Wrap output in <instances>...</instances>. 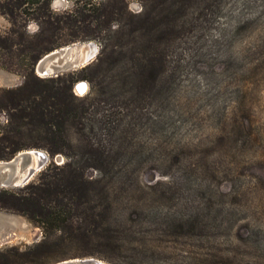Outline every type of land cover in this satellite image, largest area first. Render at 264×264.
Instances as JSON below:
<instances>
[{"label": "rangeland", "instance_id": "1", "mask_svg": "<svg viewBox=\"0 0 264 264\" xmlns=\"http://www.w3.org/2000/svg\"><path fill=\"white\" fill-rule=\"evenodd\" d=\"M62 4L61 0L54 5ZM130 9L135 13L143 10L138 1ZM9 28L8 18L0 13V34L5 35ZM28 31L36 32V24L31 23ZM171 40L163 68L155 58L159 69L155 88L147 87L136 102L130 88L123 90L120 85L115 88L113 84L104 96L91 94L93 85L82 78L81 68L59 74H74L75 96L90 97L94 101L90 114L106 117L95 131L93 147L75 129L71 131L73 143L60 145L64 154L52 157L46 150L52 143L43 142L46 147L41 151L50 157L46 168L77 158L87 179L96 180L101 174L86 156L91 149L140 156L130 168L139 180L130 182L128 200L140 203L143 209L134 216L130 210L125 212L131 231L122 225L121 215L111 214L113 229L124 237L123 253L112 263L98 258L108 264H264V0H173ZM43 58L34 66L35 75L55 77L37 71ZM28 62L20 53L11 57L0 48L1 122L7 119L1 91L26 81L32 71ZM144 63L149 70L151 62ZM100 80L105 77L100 75ZM107 82H111L109 76ZM224 112L227 119L222 120L228 126L234 118L237 126L246 124L250 142L243 137L239 146L235 140L233 146L220 147L218 115ZM117 119L123 121L127 133L132 131L124 134L128 142L113 139L111 128ZM229 136L230 143L234 142ZM190 164L200 168L204 190L209 191L206 199L193 198L183 180V171ZM125 203L128 208V201ZM1 213L12 217L13 236L4 247L25 248L42 241L43 230L38 225L16 214ZM64 250L71 255L85 252L68 245ZM99 252L104 255L103 248ZM77 259L82 258L65 261Z\"/></svg>", "mask_w": 264, "mask_h": 264}, {"label": "trees", "instance_id": "2", "mask_svg": "<svg viewBox=\"0 0 264 264\" xmlns=\"http://www.w3.org/2000/svg\"><path fill=\"white\" fill-rule=\"evenodd\" d=\"M56 1L61 0H0V13L10 23L7 33L0 34V48L11 57L17 53L27 57L32 67L21 86L1 91L5 95L1 98L2 111L7 119L0 121V161H9L23 151L43 150L47 142L53 145L46 148L52 157L64 154L60 145L73 143L72 129L89 147L94 146L91 141L106 116L93 117L90 110L94 105L90 102L94 101L75 96L74 74L37 77L34 66L45 55L78 43H98L102 48L98 59L79 71L93 85L91 94L104 96L113 84L115 88L120 85L123 90L130 88L136 102L148 91L147 87L155 88L159 75L155 58L162 65L166 51L172 47L173 0H62L64 4L58 7L54 5ZM133 1L142 4V12L130 9ZM31 23L37 26L34 33L28 31ZM145 61L151 62L149 70ZM100 75L105 80H100ZM107 76L111 82H107ZM223 118L227 119L226 113L218 115L221 148L235 145V140L239 146L243 137L250 142L246 124L237 126L234 118L228 126ZM114 123L113 139L128 142L127 135L132 131L123 129L122 120ZM229 135L234 142L230 143ZM111 151L99 147L86 153L97 165L94 168L101 174L99 179H87L75 158L63 166L51 163L22 188L0 189V212L25 217L43 230L39 243L0 249V264H56L72 258H99L112 263L123 253L124 236L113 229L110 216L117 212L129 230L125 212L130 210L134 216L142 211L140 203L128 200L130 182L139 180L130 168L140 156L137 152L125 153L126 157ZM199 169L190 164L183 171V180L193 198L206 199L209 191L204 190ZM67 245L85 252L65 254ZM102 248L104 255L99 252Z\"/></svg>", "mask_w": 264, "mask_h": 264}, {"label": "water", "instance_id": "3", "mask_svg": "<svg viewBox=\"0 0 264 264\" xmlns=\"http://www.w3.org/2000/svg\"><path fill=\"white\" fill-rule=\"evenodd\" d=\"M100 46L94 42L80 43L56 50L46 55L37 65V71L45 76L58 77L69 69H83L94 63L100 54ZM84 84V83H83ZM57 160L61 161L60 157ZM50 161L41 150L20 152L9 161H0V189H18L28 185L46 168ZM11 216L0 212V249L13 236L10 229ZM57 264H108L96 258L63 261Z\"/></svg>", "mask_w": 264, "mask_h": 264}, {"label": "bare ground", "instance_id": "4", "mask_svg": "<svg viewBox=\"0 0 264 264\" xmlns=\"http://www.w3.org/2000/svg\"><path fill=\"white\" fill-rule=\"evenodd\" d=\"M82 90H83L84 92L87 91V84H86V83L82 84Z\"/></svg>", "mask_w": 264, "mask_h": 264}]
</instances>
